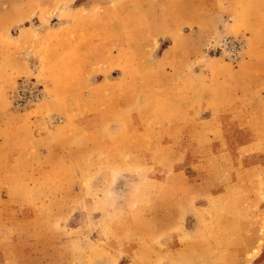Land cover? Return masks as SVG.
I'll return each mask as SVG.
<instances>
[{
	"label": "rangeland",
	"instance_id": "obj_1",
	"mask_svg": "<svg viewBox=\"0 0 264 264\" xmlns=\"http://www.w3.org/2000/svg\"><path fill=\"white\" fill-rule=\"evenodd\" d=\"M0 264H264V0H0Z\"/></svg>",
	"mask_w": 264,
	"mask_h": 264
}]
</instances>
